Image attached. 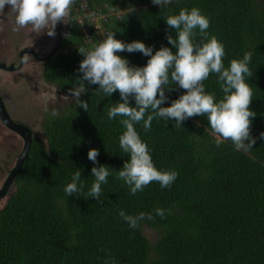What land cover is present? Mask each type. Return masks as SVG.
<instances>
[{
    "label": "trees",
    "instance_id": "1",
    "mask_svg": "<svg viewBox=\"0 0 264 264\" xmlns=\"http://www.w3.org/2000/svg\"><path fill=\"white\" fill-rule=\"evenodd\" d=\"M86 1L92 13L106 18L101 34L85 19L94 44L115 32L123 42L154 46L153 54L161 47L173 48L167 35L175 37V30L165 19L198 8L210 20L209 38L216 36L224 45L225 67L252 53L253 77L246 80L254 93L252 135L257 142L248 152L237 151L230 140L217 146L207 116L189 118L182 126L157 117L149 131L141 121L135 128L156 168L178 176L171 187L154 181L131 195L118 177L130 160L119 145L126 131L120 123L123 117H108L109 109L122 102L120 94L106 97L95 91L98 85L88 86L81 96L88 112L75 104L68 114L48 117L43 123L45 140L36 137L32 142L15 177V191L0 211V264H264V0H172L162 7L152 0ZM76 9L79 0L64 31H70L69 37L43 69L44 79L65 94L79 86L78 69L85 57L78 49L94 48L74 19L80 13ZM117 54L136 67L150 59L140 52ZM204 84L217 102L223 98L215 74ZM185 92L178 86L166 92L169 99L162 107ZM148 114L150 110L145 119ZM92 148L99 149V164L88 159ZM100 165L111 168L98 202L87 198V192L95 181L91 170ZM77 170L84 188L79 198L68 197L64 188ZM157 208L166 210V218L156 215ZM121 210L154 218L132 229L120 217ZM146 227L156 232L155 241L146 236Z\"/></svg>",
    "mask_w": 264,
    "mask_h": 264
},
{
    "label": "clouds",
    "instance_id": "2",
    "mask_svg": "<svg viewBox=\"0 0 264 264\" xmlns=\"http://www.w3.org/2000/svg\"><path fill=\"white\" fill-rule=\"evenodd\" d=\"M172 0H152L154 5L167 6ZM75 0H0V13L6 6L15 17L16 30L31 26L34 32L44 33L54 37L56 27L60 22L66 23ZM74 19L78 20V17ZM169 29L175 30V37L167 35L168 43L176 49L161 47L153 54L154 46H147L142 41L126 43L115 38V32H109L107 37L92 50L79 48L85 58L81 61L78 71L82 73L77 78L78 87L69 89V96L74 97L76 105L88 112L89 104L81 99L88 86L98 85L95 91L111 97L117 91L122 102H117L108 111L109 119L123 117L120 123L126 129L119 137V145L123 153L130 157L118 177L129 186L130 194L142 192L152 182H158L162 188L171 187L177 179L175 171L158 170L153 163L150 150L138 134L135 125L143 121L145 131L151 129L154 118L175 121L174 126H182L183 122L195 116H207V121L216 135L215 143L220 146L230 140L237 151L248 152L253 149L257 138L252 135V122L257 113L251 109L253 89L246 78L253 77L249 64L252 53L246 52L242 59H233L229 67H225L224 45L216 36L209 38L207 30L210 20L198 8L190 11L182 9L178 15H170L165 19ZM198 30V32H197ZM65 31V29H64ZM140 52L150 57L146 66H130V62L118 55L121 52ZM210 74L218 78L223 98L216 101L215 94L205 91V84ZM186 90L185 94L171 102V106L162 107L169 97L166 92H172L175 87ZM135 101L133 106L132 101ZM151 111V114L146 113ZM53 117L59 112L53 109ZM264 138V133L261 137ZM99 149L92 148L88 159L99 164ZM111 167L100 165L93 167L95 178L87 198H96L98 202L102 195V184L108 183ZM82 172L77 170L72 182L64 188L66 195L72 196L82 192ZM170 212V210H167ZM156 215L166 218V210L157 208ZM120 217L129 227L136 229L140 221L154 217L150 213L127 215L123 210Z\"/></svg>",
    "mask_w": 264,
    "mask_h": 264
},
{
    "label": "rangeland",
    "instance_id": "3",
    "mask_svg": "<svg viewBox=\"0 0 264 264\" xmlns=\"http://www.w3.org/2000/svg\"><path fill=\"white\" fill-rule=\"evenodd\" d=\"M69 19L70 15L66 23L63 22L64 29ZM104 39L101 36L100 41ZM56 41L57 35L50 37L46 32L36 33L31 26L17 31L15 17L7 6L5 12L0 13L1 62L18 66L19 53L23 48H32L41 55H46L54 49ZM43 66V62L36 60L31 54H26L22 69L14 72L0 70V90L9 93L10 105H16V110L12 112L14 119L31 128L35 137L45 140L43 123L52 116V110H58L59 116L68 114L74 108L76 101L68 93L61 92L55 85L44 80ZM23 145L24 140L0 120V188L15 166ZM14 191L13 186L9 194L0 199V211ZM145 234L151 242L157 239L156 232L151 228L146 227Z\"/></svg>",
    "mask_w": 264,
    "mask_h": 264
},
{
    "label": "water",
    "instance_id": "4",
    "mask_svg": "<svg viewBox=\"0 0 264 264\" xmlns=\"http://www.w3.org/2000/svg\"><path fill=\"white\" fill-rule=\"evenodd\" d=\"M63 29H64L63 22L58 23L57 27H56L57 42H56V45L54 47V50L49 55H47L45 58H40L42 61H47V60L51 59L59 51L60 44L64 38ZM25 54H31V55H34L35 57L39 58V55L33 49L25 48L21 52V64L23 63L22 61H23V57ZM0 68L4 69L6 71H9V72H13L16 70L15 65L8 66L6 63H2V62H0ZM0 118L2 119V121L4 122V124L6 125L7 128H9L11 131L15 132L16 134H18L24 140L23 149L18 156L16 164L10 170V172H9V174L5 180V183L0 188V199H3L9 194L11 188L14 186L15 177L19 174V172L22 169L23 163H24V161H25V159H26V157L30 151V148H31L33 138H34V133H33L31 128H29L23 124H16L10 119V117H9V115L5 109V105L3 103V98L1 96V94H0Z\"/></svg>",
    "mask_w": 264,
    "mask_h": 264
},
{
    "label": "built area",
    "instance_id": "5",
    "mask_svg": "<svg viewBox=\"0 0 264 264\" xmlns=\"http://www.w3.org/2000/svg\"><path fill=\"white\" fill-rule=\"evenodd\" d=\"M80 2V9H76L77 12H80L78 14V20L77 22L81 25L82 32L85 36V42L87 44H91L94 47L97 46L94 44V41L91 39L89 35V28L85 26V19H88L90 22L93 23V28L96 31V33L101 34L104 31V25L103 23L106 22L105 16H101L99 13H92L89 10L88 4L86 0H79ZM70 31H66L64 33V38L69 37ZM103 38H106V36H102Z\"/></svg>",
    "mask_w": 264,
    "mask_h": 264
},
{
    "label": "flooded vegetation",
    "instance_id": "6",
    "mask_svg": "<svg viewBox=\"0 0 264 264\" xmlns=\"http://www.w3.org/2000/svg\"><path fill=\"white\" fill-rule=\"evenodd\" d=\"M63 26H64V23H63ZM63 32H64V29H63ZM64 39V38H63ZM57 42V41H56ZM56 45V44H55ZM23 49H25V48H23ZM22 49V50H23ZM30 49H32V48H30ZM22 50L20 51V53H19V65L18 66H16L15 65V67H16V70L15 71H18V70H20V69H22L23 68V65H24V57H23V63L21 64V52H22ZM34 50V49H33ZM54 50V49H53ZM52 50V51H53ZM38 55H39V58H37V57H35L34 55H31V56H33L36 60H38V61H40V62H43L44 63V65H45V62L46 61H42L40 58H45L47 55H49L51 52H49L48 54H46V55H41V53L40 52H37L36 50H34ZM26 55V54H25ZM24 55V56H25ZM48 61V60H47ZM1 62V61H0ZM2 63H6L7 64V62H2ZM8 66H10V65H14V64H7ZM43 69H44V66H43ZM0 70H4V69H1L0 68ZM4 71H6V70H4ZM14 72V71H13ZM42 75H43V72H42ZM44 78V77H43ZM45 80V79H44ZM46 81V80H45ZM47 82V81H46ZM47 83H49V82H47ZM49 84H51V83H49ZM53 85H55V84H53ZM57 88H58V86L57 85H55ZM59 89V88H58ZM0 94H1V96H2V98H3V103H4V105H5V109H6V111H7V113H8V115H9V117H10V119L14 122V123H16V124H21L22 122H20V120H17V119H14V116L12 115V112H13V110H16V105L15 104H13V105H10L11 103H10V95H9V93H7L6 91H1L0 90ZM9 106H10V108H9ZM0 120L2 121V119L0 118ZM3 122V121H2ZM4 123V122H3ZM28 127V126H27ZM33 131V130H32ZM34 133V132H33ZM34 138H36L35 137V135H34ZM34 138H33V140H34Z\"/></svg>",
    "mask_w": 264,
    "mask_h": 264
}]
</instances>
